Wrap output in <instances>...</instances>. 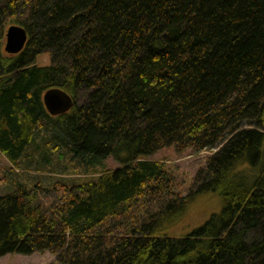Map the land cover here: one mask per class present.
Here are the masks:
<instances>
[{
  "label": "trees",
  "instance_id": "16d2710c",
  "mask_svg": "<svg viewBox=\"0 0 264 264\" xmlns=\"http://www.w3.org/2000/svg\"><path fill=\"white\" fill-rule=\"evenodd\" d=\"M10 25L29 36L16 55L2 51ZM51 88L70 111L47 112ZM166 148L209 154L186 193L149 159ZM0 153L17 170L65 154L88 171L120 164L83 181L13 180L0 257L264 264V0H0ZM200 197L219 210L179 235Z\"/></svg>",
  "mask_w": 264,
  "mask_h": 264
},
{
  "label": "rangeland",
  "instance_id": "374dc122",
  "mask_svg": "<svg viewBox=\"0 0 264 264\" xmlns=\"http://www.w3.org/2000/svg\"><path fill=\"white\" fill-rule=\"evenodd\" d=\"M7 26L5 34L11 27ZM6 35L3 42L2 51L6 53ZM10 55V54H8ZM39 66H47L51 64V58L49 54H42L36 60ZM52 156V155H51ZM209 154L199 153L196 154L190 149L177 150L175 148L163 149L154 155L150 156L149 159L166 162L183 181V191L186 193L188 188L192 185L193 180L199 171L206 164V160ZM32 160L40 161V157L35 153L32 154ZM52 164L42 167V165H33L21 167V170H17L11 167L9 161L3 154L0 153V195L8 194L13 192V180H20L33 185L37 182H42L47 185L55 180L63 177L70 178L75 181H83L90 178H95L98 173L103 170L116 169L120 166L113 158L99 161L93 164L91 171L86 170L85 166L79 161H73L69 154H65L63 158H59L57 155L52 156ZM41 167L42 170H37ZM220 204L214 198L200 197L193 202L185 215L182 216L180 221L175 224L173 231H177L179 235H185L192 231L194 228L200 226L211 213L218 211ZM0 264H60L56 256L50 252L34 253L32 255H21V254H8L0 257Z\"/></svg>",
  "mask_w": 264,
  "mask_h": 264
},
{
  "label": "water",
  "instance_id": "95a60500",
  "mask_svg": "<svg viewBox=\"0 0 264 264\" xmlns=\"http://www.w3.org/2000/svg\"><path fill=\"white\" fill-rule=\"evenodd\" d=\"M5 51L7 54L21 53L29 39L26 29L19 25H12L6 34ZM43 103L51 116H58L70 111L74 101L66 91L60 88H51L43 95Z\"/></svg>",
  "mask_w": 264,
  "mask_h": 264
}]
</instances>
